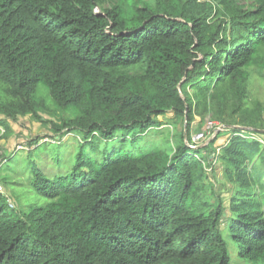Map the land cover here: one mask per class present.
Returning <instances> with one entry per match:
<instances>
[{
    "label": "trees",
    "instance_id": "obj_1",
    "mask_svg": "<svg viewBox=\"0 0 264 264\" xmlns=\"http://www.w3.org/2000/svg\"><path fill=\"white\" fill-rule=\"evenodd\" d=\"M256 81L264 0H0V140L30 117L106 150L61 178L34 166L28 207L0 192V264H264ZM169 112L180 144L144 150ZM207 116L233 132L218 153L185 142Z\"/></svg>",
    "mask_w": 264,
    "mask_h": 264
},
{
    "label": "rangeland",
    "instance_id": "obj_2",
    "mask_svg": "<svg viewBox=\"0 0 264 264\" xmlns=\"http://www.w3.org/2000/svg\"><path fill=\"white\" fill-rule=\"evenodd\" d=\"M254 84L251 93L252 100L259 99L264 103V84L257 81ZM42 90L47 93L46 88ZM42 99L47 102L49 101L46 96H43ZM166 115V117H159L160 122L164 124L163 127L159 128V130L152 131L143 139L139 140L144 150L150 151L161 148L170 154L180 144V134L182 129H185L186 122H174V120H171L174 118L171 112ZM43 120H50V117L43 115ZM210 121H213L210 116H207L204 120L196 117L195 122L192 124V141L185 140L189 147L202 148L208 145L212 139L217 138L215 145L218 148L231 139L233 136L232 131H228L227 128H217L214 124L211 125ZM10 126L11 133L5 139L0 140V145L3 147V156L7 160V163L3 167L1 177L8 179V189L1 183V192L6 191L7 193L8 191L11 197H22L27 207L32 202L31 195H33V191L31 181L33 179L32 172L34 166L49 178L55 179L68 176L73 172L80 151L85 152L98 163H101L106 156V150L103 149V145L93 150L91 145L81 143V136L78 131L66 133L61 136H54L50 124L39 123L30 117L20 118L17 122L10 123ZM234 128L237 127H232L229 130H233ZM244 130L249 129L245 128ZM202 133H205V138H201ZM247 136H249L248 139H251L253 134H248ZM35 141L38 144L33 143ZM194 141L197 142V145L194 144L196 146L191 144ZM130 149L131 145L127 144L126 150ZM219 151L220 148L217 149L216 153ZM212 157H215V153ZM208 165V163L205 164L206 170L211 174ZM213 165L215 166L217 176H215L216 178H211L210 180L212 181L210 182L208 180V183H211V188L215 187L220 192L221 188L218 186V182L220 181L219 178H221L222 173L221 165L216 160H214ZM233 254L236 255L234 251ZM235 262V264H240L239 261Z\"/></svg>",
    "mask_w": 264,
    "mask_h": 264
},
{
    "label": "built area",
    "instance_id": "obj_3",
    "mask_svg": "<svg viewBox=\"0 0 264 264\" xmlns=\"http://www.w3.org/2000/svg\"><path fill=\"white\" fill-rule=\"evenodd\" d=\"M210 124H211V125L214 124L215 126H217V128H218V127H221V128H225V129H226L225 126H223V125L220 126V124H219L218 122H215V121H210ZM217 128H216V129H217ZM248 134H252V133H245V134H242V135H245V136L248 138V137H249V136H247ZM205 136H206L205 133H202L201 138H205ZM257 138L259 139L260 142H262V143L264 142L259 136L255 135V134H253V136L251 137V139H255V140H256ZM199 139H200V138H199ZM196 143H197V142L194 141V142H192L191 144L194 145V144H196ZM187 145H188V144H187ZM196 145H197V144H196ZM196 145H194V146H196ZM188 147H189V145H188ZM190 148H193V147L191 146ZM193 149H197V148H193ZM1 190H2V185H1V183H0V192H1Z\"/></svg>",
    "mask_w": 264,
    "mask_h": 264
}]
</instances>
